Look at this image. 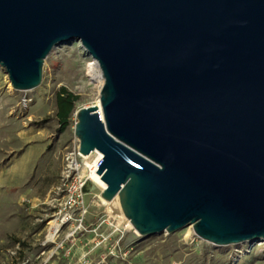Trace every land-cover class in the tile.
I'll return each instance as SVG.
<instances>
[{"label": "water", "instance_id": "95a60500", "mask_svg": "<svg viewBox=\"0 0 264 264\" xmlns=\"http://www.w3.org/2000/svg\"><path fill=\"white\" fill-rule=\"evenodd\" d=\"M70 40L105 80L75 125L80 153L103 154L101 197L142 236L264 241V0H0L16 90Z\"/></svg>", "mask_w": 264, "mask_h": 264}, {"label": "rangeland", "instance_id": "374dc122", "mask_svg": "<svg viewBox=\"0 0 264 264\" xmlns=\"http://www.w3.org/2000/svg\"><path fill=\"white\" fill-rule=\"evenodd\" d=\"M92 59L80 41L60 43L42 83L28 91L16 90L0 65V264H264V241L215 245L191 226L142 236L104 202L82 157L69 171L67 156L80 146L76 111L100 99L102 88L88 76ZM61 88L78 96L65 129L57 115ZM61 209V218L74 220L50 241L49 223Z\"/></svg>", "mask_w": 264, "mask_h": 264}, {"label": "bare ground", "instance_id": "6f19581e", "mask_svg": "<svg viewBox=\"0 0 264 264\" xmlns=\"http://www.w3.org/2000/svg\"><path fill=\"white\" fill-rule=\"evenodd\" d=\"M87 70H88V76H89L90 80L97 83L99 88L101 89L104 85L105 80H104V76H103L101 67L99 65V62L93 58L92 61L88 64ZM95 105H97L99 107V109H101L100 99H98V101L96 102ZM102 156H103L102 152L99 151L98 149L92 151L90 154L80 155V157L83 158V161L85 164L83 174L87 175L89 173L91 178L100 185V187L103 191L107 185L101 179V176L97 173L98 168H99L98 164L100 163ZM104 202L113 206L114 209H116L120 215L126 217L123 213V210L121 208L118 197H116L115 199H113L110 202L105 201V200H104ZM125 219L130 224V226H132L130 220L127 217ZM49 224L51 227H50L48 239L50 241H55V239L58 237L60 231L62 230V224L63 223L57 219H53L50 221ZM190 226L192 227V225H190ZM258 241H260V240H258ZM248 242H251V241H248Z\"/></svg>", "mask_w": 264, "mask_h": 264}, {"label": "trees", "instance_id": "16d2710c", "mask_svg": "<svg viewBox=\"0 0 264 264\" xmlns=\"http://www.w3.org/2000/svg\"><path fill=\"white\" fill-rule=\"evenodd\" d=\"M78 96L73 92L68 91L66 88H61L57 94L58 103V117L60 120L61 129H65L69 124V119L74 111L75 103Z\"/></svg>", "mask_w": 264, "mask_h": 264}, {"label": "built area", "instance_id": "2783aa9c", "mask_svg": "<svg viewBox=\"0 0 264 264\" xmlns=\"http://www.w3.org/2000/svg\"><path fill=\"white\" fill-rule=\"evenodd\" d=\"M81 155V153H80V151H78V152H71V153H69L68 154V156H67V159H68V161L71 163L69 166H70V169L71 170H69V171H71L72 172V170H74V168H75V166H74V163H76V161H77V158H78V156H80ZM84 184H85V182H82V183H79V185L77 186L78 188H77V190H78V201H82L83 200V196H84V190H83V187H84ZM75 188H76V186H75ZM71 194H70V199L66 202L67 204H68V202L70 203V202H73V198H74V196H75V194H74V192L73 191H71L70 192ZM81 208V207H80ZM82 209V208H81ZM62 212H63V209H61L60 210V212H59V214L57 215V217H56V219L57 220H59V221H61L63 224H62V228L65 226V225H67L71 220H74V218H73V216H69V215H67L66 217H64V218H61V214H62Z\"/></svg>", "mask_w": 264, "mask_h": 264}]
</instances>
